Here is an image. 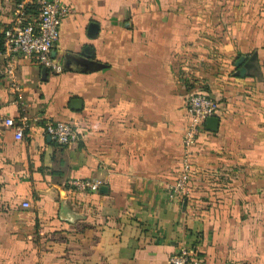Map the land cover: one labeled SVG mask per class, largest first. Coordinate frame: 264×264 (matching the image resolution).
<instances>
[{
  "label": "crops",
  "instance_id": "crops-1",
  "mask_svg": "<svg viewBox=\"0 0 264 264\" xmlns=\"http://www.w3.org/2000/svg\"><path fill=\"white\" fill-rule=\"evenodd\" d=\"M63 1L62 69L18 56L16 73L25 110L70 122L74 141L2 122L23 106L0 56V264H168L181 250L264 264V0ZM194 86L218 120L190 145L188 195L169 200Z\"/></svg>",
  "mask_w": 264,
  "mask_h": 264
},
{
  "label": "built area",
  "instance_id": "built-area-1",
  "mask_svg": "<svg viewBox=\"0 0 264 264\" xmlns=\"http://www.w3.org/2000/svg\"><path fill=\"white\" fill-rule=\"evenodd\" d=\"M69 14V6L63 0H14L13 14L9 24L3 29L0 56L3 59L10 89L17 94L23 110L18 117L4 116L2 122L13 126L17 136H22L25 128L42 120L43 129L58 144H68L76 139V131L68 121L43 119L39 113L29 114L25 110L22 96V82L16 73L18 56H27L52 71H60L61 65L52 57L51 51L58 37L59 25ZM186 106L192 114L183 137L184 155L180 177L165 188L169 200H181L189 193L187 185L191 165L188 162L190 145L202 124L209 116L216 114L218 100L204 89L191 90L186 97ZM72 184L77 189L97 190L99 180L75 179ZM200 257L188 250H181L168 256V264H202Z\"/></svg>",
  "mask_w": 264,
  "mask_h": 264
},
{
  "label": "water",
  "instance_id": "water-1",
  "mask_svg": "<svg viewBox=\"0 0 264 264\" xmlns=\"http://www.w3.org/2000/svg\"><path fill=\"white\" fill-rule=\"evenodd\" d=\"M45 68V67H44ZM218 117L213 115V116H209L205 119V122L207 124V127L209 128H214L216 123H217ZM101 188H104V186H100Z\"/></svg>",
  "mask_w": 264,
  "mask_h": 264
},
{
  "label": "trees",
  "instance_id": "trees-1",
  "mask_svg": "<svg viewBox=\"0 0 264 264\" xmlns=\"http://www.w3.org/2000/svg\"><path fill=\"white\" fill-rule=\"evenodd\" d=\"M2 39H3V35L1 36V38H0V49L2 48ZM199 88H201V87H199V86H194L193 88H192V90H196V89H199ZM201 89H203V88H201ZM205 90V89H204ZM205 91H207V90H205ZM208 92V91H207ZM208 94H210L209 92H208Z\"/></svg>",
  "mask_w": 264,
  "mask_h": 264
}]
</instances>
